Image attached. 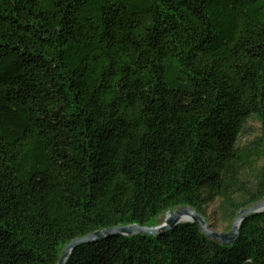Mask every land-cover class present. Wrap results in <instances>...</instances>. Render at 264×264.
<instances>
[{
  "label": "trees",
  "instance_id": "16d2710c",
  "mask_svg": "<svg viewBox=\"0 0 264 264\" xmlns=\"http://www.w3.org/2000/svg\"><path fill=\"white\" fill-rule=\"evenodd\" d=\"M263 200L264 0H0V264ZM66 264H264V211L230 246L182 223Z\"/></svg>",
  "mask_w": 264,
  "mask_h": 264
},
{
  "label": "water",
  "instance_id": "95a60500",
  "mask_svg": "<svg viewBox=\"0 0 264 264\" xmlns=\"http://www.w3.org/2000/svg\"><path fill=\"white\" fill-rule=\"evenodd\" d=\"M264 211V200L260 201L246 209H242L234 218L231 228L228 232L214 231L206 219L198 214L194 209L184 206L167 214L165 220L154 227L128 225L116 226L110 229L96 231L84 237L71 241L62 251L57 264H66V261L71 251L78 245L93 243L99 239H105L112 236L134 237L139 235L157 236L168 230L173 229L182 223H192L199 227L201 233L212 241L218 242L223 246H230L234 244L238 238V231L241 222L248 216Z\"/></svg>",
  "mask_w": 264,
  "mask_h": 264
},
{
  "label": "rangeland",
  "instance_id": "374dc122",
  "mask_svg": "<svg viewBox=\"0 0 264 264\" xmlns=\"http://www.w3.org/2000/svg\"><path fill=\"white\" fill-rule=\"evenodd\" d=\"M259 133V124L256 123L254 120H250L245 129V134L243 137H241L240 143L245 144L250 141H252L255 136H257ZM217 202L212 203L209 205L207 209V215H206V220L210 227L217 232H228L231 228L232 223L225 222L221 219V216L219 212L217 211ZM168 213L161 215L157 219V225L161 224Z\"/></svg>",
  "mask_w": 264,
  "mask_h": 264
}]
</instances>
